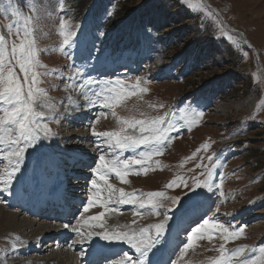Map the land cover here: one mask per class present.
Listing matches in <instances>:
<instances>
[{"label": "rangeland", "instance_id": "rangeland-1", "mask_svg": "<svg viewBox=\"0 0 264 264\" xmlns=\"http://www.w3.org/2000/svg\"><path fill=\"white\" fill-rule=\"evenodd\" d=\"M120 1H113V6H117ZM144 1L130 0L128 2L134 5L135 9ZM166 1L160 0V4H166ZM170 1L173 2L166 5L163 16L173 19L172 23L174 24L165 26L191 25L196 34L187 28L186 32H183L186 37L181 35L182 39H177L174 38L177 36L176 33L155 30L152 26L149 27L151 31L148 33H144L143 29L138 31V21L132 26L121 24L118 31L101 45L108 50L113 58H118V60L115 62L110 60L107 65L97 69L85 65L78 49L69 50L73 52L72 60L56 51L62 43V37L58 34L60 12L56 0H51V7L56 9L53 14L54 18H43L40 22L46 25L42 20H51L54 31L51 36L59 46L52 51L45 52V59L50 57L53 62L42 63L45 68L38 69V71L44 72L57 68L60 63L55 61L56 59H60L62 64L58 71L51 70L53 75L42 76L39 84V86L42 85V89L48 92L52 102L60 109L58 120L49 124L55 135L51 140L44 141L48 146L45 151L51 149L50 154L62 161L60 179L68 188L65 193L67 198L64 200L74 203L82 198L85 201L90 189V179L93 176L91 168L98 162L99 155L101 153L108 157L114 155L109 151L103 138L93 136V126L97 132L118 131L123 127L122 120L164 117L166 122H172L182 127L178 136L175 132L172 133L177 138L164 148L163 153L153 157L150 162L153 170L146 175L141 173L128 176L127 184L120 183L114 175L109 177V182L116 188H123L125 192L139 194L163 191L167 197L180 198V203L176 205H172L171 200H164L165 208L160 209L162 213L168 207L172 208L170 215L173 216V220L170 222V227L173 223L183 219L180 222L181 224L183 221V227L180 228L184 230L191 224L190 221L195 222L206 213V218L214 217L226 226L245 228L239 239L227 243L218 234L211 241L198 240L194 247L189 249L180 264H212V261L220 255L218 249L221 244L228 251L244 248L245 252L240 257L241 259L258 255V248L264 247V73L262 71V69L264 70V0H206L212 8L216 7L221 11L222 17L208 7L205 0ZM27 2L31 3L32 0H27ZM14 3L22 9L23 16L33 15L26 0H14ZM203 5L212 10L217 18L203 8ZM112 10L111 6L94 10L88 18V23L94 22L96 17H101L105 11L112 13ZM179 15L188 16L190 20H183ZM109 17H105L103 21L100 18L98 23L104 24ZM65 18L67 19L66 15ZM68 20L73 26L72 19ZM223 20L236 32L229 29ZM21 22L22 17L14 18L10 13H0V35L6 37L9 46L13 42L19 43L21 38L15 36L14 33L16 26ZM9 24L13 25L11 34L8 31ZM94 26L92 24L90 27L82 28L91 30ZM72 30H76L74 26ZM242 33L247 36L258 53H255L247 45ZM200 35L214 39L216 45L219 44L220 39L226 40L224 60L219 58V63L215 60L209 64L205 63L204 69H202L201 64L194 57H186L188 52L184 47L181 48L183 40L187 41L186 45H189L198 41ZM36 42L38 46V39ZM243 44L252 51L244 50ZM185 52L186 54H182ZM121 53H123L122 57ZM91 63L94 64L95 61ZM70 64L72 68L68 67ZM79 67H84L86 74H91L99 80H115L117 76L124 78V83L129 87L135 86L137 78H140V87L146 91L138 92L137 95L124 100L115 108V116L112 115V109H100L98 106L81 107L82 104L87 103L83 100L84 89L73 86L79 81L68 79ZM17 72H19L18 68ZM226 74L232 75L230 77L234 78V81L228 78L223 82L221 75ZM239 75L243 77L241 81ZM45 81L49 85H43ZM215 81L219 82L220 92L218 94L217 85L212 84ZM229 84L231 88L227 92L225 87H228ZM91 87L98 89L100 86ZM69 97H71V102H69ZM193 110L203 111L204 115L198 118V122L193 124L189 131L182 117L191 116ZM80 112L83 113V116H71ZM101 112L105 114L100 115ZM255 114L261 116L255 117ZM141 115L143 116L141 117ZM81 136H85L86 139L80 140ZM242 140L252 143L232 144ZM88 141H90V147L86 148ZM95 150L96 153H91ZM140 150L137 149L136 153ZM64 151H69L71 154L78 151L85 156L93 154L90 156L93 158L92 160L86 159L92 161L88 162L92 164L89 168H83L84 165L81 167V163H77L78 159H72V162L66 163L63 158ZM136 153L126 151L123 155L132 156ZM209 156L213 157L212 161H209ZM5 164L6 162L0 163V172L3 171ZM213 164L217 165L214 169L213 182L218 187L214 189V194L206 193V190H203L206 194L195 205L185 197L184 193L188 189L183 184L172 189L167 187L173 180L180 178L189 185H192L195 180L203 181L207 174V168H211ZM87 175L89 176L87 185L84 189H78L77 180ZM55 187L56 185L52 183L50 191L53 192ZM81 192H83L82 195ZM7 196V194L3 196L7 200V204H0L3 208L10 212H18L19 220L30 217L25 213L33 212V205L28 204L29 207H33L26 210L24 209L27 205L24 207L18 205V209H21L19 211L15 209L16 207H10L11 201L7 199ZM80 205L76 206L82 212L83 209ZM117 205L114 203L111 207ZM181 205L184 206L181 207ZM71 206L72 204L69 205L70 209H73L74 207ZM217 207L219 212L216 211ZM133 208V205H119L118 212L108 213L105 216V224L111 226L112 230H126L121 226L146 227L163 219V215H149L147 210H141L145 212L143 217L133 216ZM96 209H91L83 217L79 214L76 220L91 216ZM41 213H43L42 216L51 220L46 222L45 219L41 220L38 216L34 217L31 214L30 220L34 222L35 226L34 228L27 226L28 229L24 225L21 228L10 226L5 218L1 219L0 217V258L3 259V264H40V260L49 259L51 250L48 247L52 245L54 239L45 241L40 238L36 232L38 229L36 225L53 226L54 224L50 223H53L55 218L49 216L45 208ZM181 213H184L183 217ZM196 216L197 218H195ZM246 216H249L250 219ZM133 220L136 221L135 224H133ZM187 221H189L188 224ZM72 225L75 226V222ZM180 228L176 232L172 231L170 235L177 234ZM17 236L23 240V244H19L15 240ZM174 237L171 238L173 246L186 240L182 233H179V239H174ZM75 239V237L70 239L68 245L72 244ZM14 242L18 244L16 250L12 249ZM53 243L55 244V242ZM84 246L89 245L75 246L74 254H77ZM117 246L128 250L126 249L127 245ZM63 249L57 256L58 261L72 263L73 259L69 262L64 257L65 252L70 248ZM84 253V255H76L78 257L73 255V258L75 256L77 262L79 259L82 264H89L88 247H84ZM233 264H237V261L234 260Z\"/></svg>", "mask_w": 264, "mask_h": 264}, {"label": "snow or ice", "instance_id": "snow-or-ice-1", "mask_svg": "<svg viewBox=\"0 0 264 264\" xmlns=\"http://www.w3.org/2000/svg\"><path fill=\"white\" fill-rule=\"evenodd\" d=\"M65 2L66 0H56L60 12L58 34L62 37V43L56 51L72 60L73 52L69 50L78 49L85 65L97 69L107 65L110 60L114 62L118 60L101 46L108 39V34L103 31V23H97L91 30L77 24L76 30H72V24L65 18ZM26 4L33 15L23 16L22 9L16 6L14 0H0V13H10L14 18L22 17V22L16 26L14 33L21 38L19 43L13 42L9 46L6 37L0 35V163L6 162L3 171L0 172V204H7V200L3 198L5 193L20 196L27 193L29 187L47 188L50 182L56 185L54 195L57 198H67L61 191L62 161L50 154L51 149L46 152L48 146L44 143L55 135L49 124L58 120L60 109L39 84L42 76H50L54 73L38 71L45 68L39 59L40 53L44 50L37 48L33 36V18L35 17L36 21L50 18L56 9L51 7L49 0H32L31 3L26 0ZM111 15L110 12L105 11L101 14V21ZM8 31L10 34L13 32L12 24L8 25ZM150 31L149 26L144 25L143 32ZM92 61L95 63L92 64ZM68 67L72 68V65ZM68 79L79 81L73 86L84 89L83 100L87 103L82 104L81 107L98 106L100 109H112L113 116L116 115L115 108L124 100L137 95L138 92L146 91L140 87V78H137L135 86L129 87L124 83V78L117 76L115 80H99L91 74H86L84 67L76 68L73 76ZM94 85L100 87L98 89L91 87ZM104 114L100 113V115ZM203 115V111L193 110L191 116H183L187 130L190 131L192 125L196 124L198 118ZM121 124L123 127L118 131L97 132L94 126L92 128L93 136L103 138L109 151L114 155L108 157L101 153L98 162L91 168L93 176L90 179L87 198L80 205L83 209L80 216L83 217L93 208H100L103 211L98 215L88 216L82 221L77 219L76 226H73L71 221L63 225L65 229H71L76 234V239L72 244L67 245L68 248L74 249L76 244H88L89 251L96 257L89 261V264H180L198 240L211 241L218 234L227 243L241 237L245 231L244 227L226 226L214 217L206 218L205 213V216L183 230L186 240L173 246V240L168 235L171 231L170 222L173 220V216L170 215L172 208L168 207L162 213L160 209L165 208L164 200H171L172 205H176L180 203V198L167 197L163 191L139 194L125 192L123 188H116L110 183L109 177L114 175L120 183L127 184V177L130 175L148 174L153 170L150 164L153 157L163 153L164 148L177 138L172 133L175 132L178 136L182 126L166 122L164 117L126 119L122 120ZM137 149L141 150L136 153ZM126 151L136 154L124 156L123 153ZM208 159L212 161L213 157L209 156ZM216 167L217 165L213 164L211 168H207L203 181L195 180L189 185L180 178L173 180L167 187L172 189L183 184L188 189L184 193L185 197L195 205L206 193L214 194V189L218 187L213 182ZM203 190H206V193ZM114 203L133 205V216L143 217L145 212L141 210H147L149 215H163V219L146 227L121 226L126 230H112L106 227L105 216L120 210L111 207ZM193 210L195 211V208ZM216 211L219 212L218 207ZM181 216L183 217L184 213H181ZM135 223L136 221L133 220V224ZM85 226L88 230L82 231ZM176 239H179L178 234ZM15 240L23 244L19 236ZM117 245H127L128 250ZM17 248L18 244L14 242L12 249ZM218 251L220 255L212 261V264H233L234 260L237 264H264V247L258 248V255L242 259L240 257L245 252L244 248L228 251L221 244ZM84 254V249L81 247L77 255ZM165 255L167 259H164ZM0 264H3L2 258Z\"/></svg>", "mask_w": 264, "mask_h": 264}, {"label": "trees", "instance_id": "trees-1", "mask_svg": "<svg viewBox=\"0 0 264 264\" xmlns=\"http://www.w3.org/2000/svg\"><path fill=\"white\" fill-rule=\"evenodd\" d=\"M113 1L115 0H66L65 2V13L67 19H72L73 26L79 24L81 27H90L92 24L96 25L100 21V16H97L94 22H89V16L91 13L98 9V8H103V7H113L112 10V15L107 19V21L103 24V31L108 34V39L109 40L117 31L118 27L121 24H127L129 26L134 25L136 21H138V31H141L144 27V25H148L149 27L152 26L153 29L155 30H163L165 32H170L176 33L177 39H182L183 32H186L185 29L189 28L191 29L195 34L196 32L194 31L193 27L191 25L189 26H177V25H170V26H165L166 24H174L173 19H167L163 16L164 9L166 5L169 3H172L173 1L167 0L166 4H160V0H145L143 3H141L140 6L134 9V5H131L128 1L130 0H124L120 1V3L117 6H113ZM49 3L51 5V0H49ZM203 8H205L207 11H209L215 18L217 16L214 14L212 10L207 8L206 6L203 5ZM161 12V13H159ZM185 16V15H184ZM181 16L183 20H190L188 16ZM178 17V16H176ZM174 17V18H176ZM51 18H54L53 15ZM193 18V17H192ZM182 20V21H183ZM46 25H44L40 21L33 20L34 24V30H33V36L35 39H38V49H43L40 53L39 59L41 63H51L53 60L48 57H46V51H52V49H55L59 46L55 41H53V36L54 31L52 30L53 25L51 24V20H42ZM41 28V29H39ZM183 28V29H180ZM172 31V32H171ZM200 31V30H199ZM204 32V31H200ZM192 35V34H191ZM105 40V41H107ZM219 40V44L216 45L214 42V39L208 38L207 36L200 35L199 40L196 41L195 43H191L189 45H186L187 41L182 42L181 48H185V50L188 53H192L200 57L201 59H208L209 63L211 61H217L218 63L220 62V59H223L224 56V48H225V43L226 40H223L221 42ZM181 45V42H180ZM179 47V46H178ZM244 50L247 51H252L250 48H248L245 44H243ZM220 58V59H219ZM55 61H58L60 64L59 66L55 69H58L62 63L60 59H56ZM48 72H51L50 69H48ZM232 75L226 74V75H221L223 78H229ZM243 77L239 75V80L241 81ZM234 80V78H233ZM43 85H49V83H45ZM40 85L39 87H41ZM255 117L261 116L259 114H255ZM262 120V119H261ZM251 122V120H250ZM252 143L247 140H242L241 142H236L232 143L234 145L240 144V143Z\"/></svg>", "mask_w": 264, "mask_h": 264}, {"label": "bare ground", "instance_id": "bare-ground-1", "mask_svg": "<svg viewBox=\"0 0 264 264\" xmlns=\"http://www.w3.org/2000/svg\"><path fill=\"white\" fill-rule=\"evenodd\" d=\"M78 112H79V110H78ZM75 113H77V112H75ZM72 114L71 116H73V117H77V116H83V113L82 112H80V113H78V114ZM86 139V137L85 136H81V138H80V140H85ZM89 142L90 141H88V144L85 146L86 148H88V147H90L89 146ZM92 147V146H91ZM94 148V147H93ZM97 151L95 150V151H93V152H91V153H96ZM91 155H93V154H91ZM90 155V156H91ZM90 156H85L84 154H80L78 151H76V152H74L73 154H71L69 151H67V152H63V158H64V160H66L67 162H72V159H78L79 160V162H80V160H83V161H85L86 159H93V158H91ZM74 164V163H73ZM86 179L87 178H83L82 179V181H81V179L79 180V181H77V183L79 184V185H82V184H86ZM51 182L49 183V186L47 187V188H39V189H37V188H35V187H29L28 188V193H24V194H22V195H20V196H18V195H8L7 193H5V194H7L8 196V200H10L11 202V204H13V205H19L20 207H24V206H26V205H28V204H31V205H33L34 206V210H33V212H31V214L34 216V217H36V216H39L40 214L38 213L37 214V211H35L36 209H37V207H39V208H41V207H46L47 209H51V212L49 213V215H54L56 212H58V211H60V213L63 211V212H65V213H68L67 211V207H66V202L64 203L63 201H64V199H62V198H57V196L56 195H54V193H55V191H56V188H55V190L53 191V192H49V190L50 189H52V188H50L51 187ZM54 184V183H53ZM68 188L64 185L63 186V189L61 190V191H63L64 193L66 192V190H67ZM78 189H80V188H78ZM83 189H84V187H83ZM79 202H78V204H81V202L82 201H84L82 198L80 199V200H78ZM68 204V203H67ZM121 206V205H120ZM77 207V206H76ZM117 208H119V205H117L116 206ZM28 208H31V206L29 207L28 206ZM80 210H81V208H80ZM101 211H103V209H100V208H97L96 209V211L92 214V215H98ZM64 213V214H65ZM116 213V212H115ZM119 215V214H118ZM60 216V215H59ZM61 216H63V215H61ZM85 216H86V213H85ZM0 217H1V219L3 218H5L6 219V221L10 224V226H15V227H17V228H21V227H23V225L25 226V227H31V228H34V226H35V224H34V222L32 221V220H30V218H24V219H21V220H19V213L18 212H15V211H11L10 212V210H7V209H5V208H3L1 205H0ZM120 217V216H119ZM84 219V218H83ZM83 219H79V220H83ZM66 220V219H65ZM181 220H183V219H181ZM181 220H179V221H177L176 223H173V225L170 227L171 228V231H170V233L173 231V232H176L180 227H182V225H183V221H182V223L180 224V222H181ZM4 221V220H3ZM6 223V222H5ZM7 224V223H6ZM75 224H76V222H75ZM37 226V228L38 229H36V232H37V235H39L40 236V238H49V237H51L52 235H55V234H58L60 237H64V238H66V240H70V239H72L73 237H75V232H73L71 229H65L64 227H63V225H53V226H51V225H40V224H38V225H36ZM76 226V225H75ZM6 227V226H5ZM28 227H27V229H28ZM106 227H108V228H110V229H112V227L111 226H107L106 225ZM14 228V227H13ZM30 228V229H31ZM26 229V228H25ZM82 231H87L88 230V228H87V226H85L84 228H82L81 229ZM99 229H97V231H98ZM170 233L168 234L169 235V238L171 239L172 237H171V235H170ZM76 238V237H75ZM47 240V239H46ZM63 241V240H62ZM63 245V244H62ZM77 245H79V246H81L80 244H76L75 246H77ZM49 246V245H48ZM59 246V245H58ZM58 246H56V245H54V244H52V245H50L49 247H48V249H50L51 250V256L49 255V259H43V260H40L39 261V263L40 264H67V263H64L63 261H58V257L57 256H59V254H60V251H62V249L63 248H61L60 246L58 247ZM56 247V250L55 249H53V248H55ZM118 247V246H117ZM76 248V247H75ZM122 248H124V247H122ZM89 249V248H88ZM67 250V249H66ZM74 250L75 249H70V250H67L66 252H65V254H64V257L65 258H67L68 259V261L70 262L72 259H73V261H72V263H70V264H77L78 262H79V259H78V262L76 261V259H75V254H74ZM45 251H47V250H45ZM89 251V250H88ZM49 253V252H48ZM54 254H55V256H54ZM89 254L91 255V257H93L94 256V254L92 253V252H90L89 251ZM73 255H75L74 256V258H73ZM61 257V256H60ZM76 257H78V256H76ZM61 259V258H60ZM164 259H167V255H165L164 256ZM66 261V260H65ZM67 261V262H68Z\"/></svg>", "mask_w": 264, "mask_h": 264}, {"label": "water", "instance_id": "water-1", "mask_svg": "<svg viewBox=\"0 0 264 264\" xmlns=\"http://www.w3.org/2000/svg\"><path fill=\"white\" fill-rule=\"evenodd\" d=\"M205 2H207L206 0H205ZM207 5H209L208 3H207ZM210 6V5H209ZM213 9H214V11H215V13L218 15V16H220V17H222L221 16V14H220V11L217 9V8H215V7H213ZM224 21V20H223ZM224 23H225V25L227 26V27H229V25L224 21ZM230 28V27H229ZM247 41V40H246ZM251 48H253L250 44H248ZM254 49V48H253ZM254 51H255V53H257V51L254 49ZM262 71H263V73H264V70L262 69Z\"/></svg>", "mask_w": 264, "mask_h": 264}]
</instances>
